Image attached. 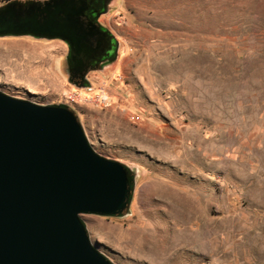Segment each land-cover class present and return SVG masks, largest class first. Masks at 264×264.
Here are the masks:
<instances>
[{"label": "rangeland", "instance_id": "obj_1", "mask_svg": "<svg viewBox=\"0 0 264 264\" xmlns=\"http://www.w3.org/2000/svg\"><path fill=\"white\" fill-rule=\"evenodd\" d=\"M98 21L115 52L83 84L59 38L0 35V92L66 105L133 169L120 213L79 215L91 244L112 264H264V0H106Z\"/></svg>", "mask_w": 264, "mask_h": 264}, {"label": "water", "instance_id": "obj_2", "mask_svg": "<svg viewBox=\"0 0 264 264\" xmlns=\"http://www.w3.org/2000/svg\"><path fill=\"white\" fill-rule=\"evenodd\" d=\"M26 2L0 7V35L79 41L66 0ZM131 181L125 165L92 150L66 105L0 92V264H112L79 215L120 213Z\"/></svg>", "mask_w": 264, "mask_h": 264}, {"label": "flooded vegetation", "instance_id": "obj_3", "mask_svg": "<svg viewBox=\"0 0 264 264\" xmlns=\"http://www.w3.org/2000/svg\"><path fill=\"white\" fill-rule=\"evenodd\" d=\"M44 0H30L32 5H41ZM106 0H66L75 13L73 20L77 25L76 44L66 46L64 64L67 77L76 84L87 81V73L96 69L102 62L111 59L115 52V40L111 33L98 21ZM61 40V39H60Z\"/></svg>", "mask_w": 264, "mask_h": 264}, {"label": "built area", "instance_id": "obj_4", "mask_svg": "<svg viewBox=\"0 0 264 264\" xmlns=\"http://www.w3.org/2000/svg\"><path fill=\"white\" fill-rule=\"evenodd\" d=\"M10 0H5V2H8ZM100 102H105L107 100V95L102 93L99 97Z\"/></svg>", "mask_w": 264, "mask_h": 264}, {"label": "bare ground", "instance_id": "obj_5", "mask_svg": "<svg viewBox=\"0 0 264 264\" xmlns=\"http://www.w3.org/2000/svg\"><path fill=\"white\" fill-rule=\"evenodd\" d=\"M130 171H131V174H132V172H133V169H130Z\"/></svg>", "mask_w": 264, "mask_h": 264}]
</instances>
